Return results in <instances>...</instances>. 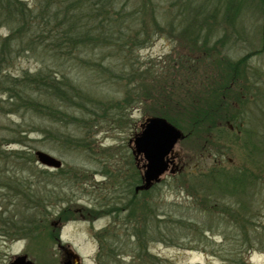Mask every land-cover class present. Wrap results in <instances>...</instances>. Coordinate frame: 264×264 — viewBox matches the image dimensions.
Masks as SVG:
<instances>
[{
  "label": "rangeland",
  "instance_id": "374dc122",
  "mask_svg": "<svg viewBox=\"0 0 264 264\" xmlns=\"http://www.w3.org/2000/svg\"><path fill=\"white\" fill-rule=\"evenodd\" d=\"M229 2L236 4L231 10ZM95 3L110 4L107 27L99 25L106 21L104 15L94 20L88 30L94 40L59 66L28 52L0 72L1 78L19 76L45 64L66 76V94L70 90L68 103L36 91L31 107L19 113V104L7 109L0 85L2 147L43 151L63 164L54 170L37 162L25 173L49 175L41 180L48 209L26 200L23 213L29 219L22 226L27 238L0 236V264L23 255L35 264H66L64 249L78 256V261L70 259L72 264H264V158L250 156L246 148L252 151V144L264 137V0ZM84 10L96 16L92 2ZM214 13V26L188 32L191 14L194 21H207ZM155 21L162 30L152 35ZM141 24L148 30L139 36ZM8 33L0 13V41ZM132 69L142 77L132 79L133 72L132 84L122 81ZM157 91L165 101L156 99ZM116 103L121 105L115 108ZM51 111L60 114L53 117ZM61 114L67 123L59 121ZM151 117L170 118L183 133L174 151L179 169L134 199V212L120 208L110 218L97 219L103 197L117 190L123 194L139 179L140 161L134 160L130 141ZM216 171L232 181L243 174L238 197L208 189ZM32 178L28 180L35 183ZM11 205L5 211L18 226L15 213L21 206ZM239 207L251 218L243 215L242 221H251L258 231L236 230L242 221L231 222L228 211ZM226 238H245L258 249L238 251Z\"/></svg>",
  "mask_w": 264,
  "mask_h": 264
},
{
  "label": "trees",
  "instance_id": "16d2710c",
  "mask_svg": "<svg viewBox=\"0 0 264 264\" xmlns=\"http://www.w3.org/2000/svg\"><path fill=\"white\" fill-rule=\"evenodd\" d=\"M38 1V5L37 3H34V5L31 6L29 2H25L23 0H0L2 22L4 24L7 23L9 29V33L0 41V72L4 70V67H9L17 55L28 52H31L34 55L38 54L42 63L47 58H51L55 64L59 66V62L65 61L66 56L70 58L71 55H74V52L79 51L78 48L80 45L86 43L88 40H94L91 36V32L88 31L92 25H94V20L98 21V17L104 15L106 21H99V25L102 26L104 24V26L107 27L105 22L109 20V17H107L108 12L106 11L109 9L110 4L99 6V4L95 3L98 0ZM87 1L92 2L94 10H96V16L87 14L84 10L88 4ZM233 5L236 4L234 2L233 4L229 2L227 9L231 10ZM196 14L197 9L195 11V15ZM191 16L192 20L190 24L192 28L189 29L188 32H199L198 30L204 29L206 26H214L216 18L215 13L208 17L212 21L209 19L206 21L204 18V20L202 19L203 21H201V18L199 17H195L198 19L194 21V15L191 14ZM142 22L143 25H145V21L143 20ZM155 23L156 28L151 33L152 35L153 33H157L162 30L161 25L156 21ZM143 25L141 24L142 28L139 29V36L148 30ZM102 31L104 32V30ZM99 40L102 41L101 38ZM137 41L138 39L132 43L135 44ZM133 72H136L134 75L137 78H134L133 75L132 79L141 78L143 75L140 70L132 69V72L129 71L127 76L121 77L122 81L127 80L128 83L132 84L134 81L130 82L129 75ZM43 75H47L45 76V79L42 78ZM66 79V76L60 74L59 71L50 70L47 65L43 64V66L38 68L35 72L25 70L22 71L19 76H14L12 74L4 75L2 78L0 77V85H4L3 94L7 97L5 100V104L8 105L7 109L13 111L14 106L19 104L16 109L19 113H21L22 110H28L31 107L30 103H32L33 99L32 94L36 91H41L40 97H45L46 95L54 98V100L59 98L62 103H68V100L70 99V90L68 94H66ZM78 90L79 89L76 88V92H78ZM162 95L163 93L158 92L155 97L157 100L158 98H161L165 101L167 97H162ZM141 96L145 99L144 95ZM234 99L239 102L240 95L237 94ZM118 104L119 103H116L115 108L119 107L117 106ZM49 114L54 117L55 115L60 114V112L51 111ZM57 118L61 122L67 123L68 121L65 114H61L57 116ZM166 119L170 123L175 124L170 118ZM228 132H230V130ZM241 133L243 136V130ZM260 139L264 140V137ZM260 139L256 145L257 147L252 144V151L247 144L246 148L250 149V151H248L250 156L256 157L258 155V157L263 160V142H261ZM2 146L3 145L0 144V163L3 162L4 166L0 165V191L5 193V195L0 197V236L7 240L11 239L14 241L16 239L19 240L27 238V236H25V231L27 229L24 225L22 226V222L29 219L28 215L25 216V213H23V210L26 207L23 205L26 200H29L30 202L36 201V204H43L45 208L48 209V201L45 203V193H43L44 191L42 190L44 189V186H42L41 180L45 177H49V175H47L46 171L41 170L34 176V178H32L33 175L26 176L25 173L31 172L34 169L33 164L37 163L35 154L25 149L7 150ZM217 169L218 168H216V170ZM17 172H19V174ZM28 177L36 179V182L34 183V180L29 179L32 181L30 182ZM139 180L140 178H137V180L129 185L127 189L129 194H134L133 188L135 185L139 184L136 182ZM242 180L243 174L238 173L232 181L228 178L227 174L216 171L211 175V184L208 186V189L218 190V192L224 191L225 194H228L224 196H229L230 199H234L238 197L239 192L243 190ZM262 181L264 182V179ZM38 196L40 198H38ZM8 197L10 204L7 201ZM39 199L40 202H38ZM132 201L131 205L128 204L130 207L129 212H134V199ZM11 204H14L13 207H17L18 205L21 206V210L17 211L15 209V217L18 218V226H16L14 220L11 219L14 216H10L9 210L5 211V209ZM118 204L121 203L117 202L112 203L111 205L117 207V210H120L119 207L121 206H117ZM11 206H9V208ZM124 206H126V204ZM33 209L36 208L33 207ZM242 209L243 207H239L236 210L228 211L231 222H236L237 219L241 221L243 220L244 214ZM27 210L30 211V209ZM6 215L8 216L6 217ZM244 216L250 218L247 215ZM235 228L238 232H242L243 234L248 233L250 230L258 231L257 227L254 226L251 221H242L241 224L235 226ZM226 240L235 244L233 249L241 252L248 251L251 253L252 251L258 249H255V247L253 248L251 242L245 238H226Z\"/></svg>",
  "mask_w": 264,
  "mask_h": 264
},
{
  "label": "water",
  "instance_id": "95a60500",
  "mask_svg": "<svg viewBox=\"0 0 264 264\" xmlns=\"http://www.w3.org/2000/svg\"><path fill=\"white\" fill-rule=\"evenodd\" d=\"M183 138V133L176 126L164 118L151 117L142 125L141 131L131 140L134 145L133 153L143 157L146 161L144 167V185L139 190H149L154 184L161 181L162 176L167 172L176 173L178 165L174 164L175 147ZM37 162L46 168L54 170L61 169L63 164L55 157L43 152H35ZM72 259L79 258L71 253ZM10 264H35L27 255L16 257ZM69 264V263H66Z\"/></svg>",
  "mask_w": 264,
  "mask_h": 264
},
{
  "label": "flooded vegetation",
  "instance_id": "af4514ba",
  "mask_svg": "<svg viewBox=\"0 0 264 264\" xmlns=\"http://www.w3.org/2000/svg\"><path fill=\"white\" fill-rule=\"evenodd\" d=\"M132 156H133L135 161L136 160L140 161V164L138 163L137 167H139V165L141 166V168L139 167L140 173H141L139 176L140 183L134 186V188H133L134 194L133 195L129 194L127 190H125V193H123V194H118V193H121V190L120 191L117 190L116 192L113 191V193L110 192L107 197L102 198V200H105V201H104V205H102L101 209L96 210V212L98 213L97 219L104 217V216H107L110 218L111 215L115 214V210H117V208L115 206H112L111 204L117 203V202L121 203V204L117 205V206H121V207H119L122 210L121 212L130 214L129 205L131 204L132 200L133 199L137 200L140 197L143 198V196H145V194H147L152 188H154L157 185V184L153 185L150 190H139V191H137V188L140 186H143L145 183L143 175H144V167L146 166V161L143 157H138L134 153H132ZM177 161L179 162V156H176V158L174 159V164H176ZM141 169H143V171H141ZM124 204H126V206L123 207ZM63 251L65 252L66 263L72 264L73 259H72V261L70 260L72 258L71 252H69L67 249H64Z\"/></svg>",
  "mask_w": 264,
  "mask_h": 264
}]
</instances>
